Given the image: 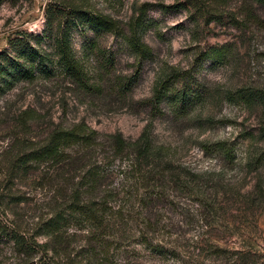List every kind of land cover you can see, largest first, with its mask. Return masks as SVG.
<instances>
[{
  "label": "rangeland",
  "instance_id": "rangeland-1",
  "mask_svg": "<svg viewBox=\"0 0 264 264\" xmlns=\"http://www.w3.org/2000/svg\"><path fill=\"white\" fill-rule=\"evenodd\" d=\"M73 1L111 20L114 31L95 33L63 21L83 66L81 82L55 69L0 94V264H82L83 230L76 221L59 231L65 252L36 253L32 243L52 245L40 235L43 224L66 212L78 170L95 162L108 163L113 174L107 184L121 192L122 219L113 229L135 237L111 247L102 263L224 264L213 255L217 248L264 264V167L249 165L264 149V108L228 99L238 90H264V6L254 0ZM50 2L0 0V52L26 32L44 37L39 48L56 63L55 30L45 28ZM134 29L150 50L146 58L128 44ZM220 46H228L224 61L201 60L200 54ZM162 82L167 93L156 104L153 91ZM78 125L99 136L93 150L74 155L79 163L62 171L18 165L53 132ZM141 135L159 153L122 177L128 161L112 156L107 137L134 143ZM220 141L234 148L233 163L201 147ZM217 183L229 187L223 191ZM147 197L149 206L142 201ZM11 233L24 236L33 251L15 247ZM143 235L152 245L176 248L180 260L153 254L140 242ZM194 246L203 249L198 258Z\"/></svg>",
  "mask_w": 264,
  "mask_h": 264
},
{
  "label": "trees",
  "instance_id": "trees-1",
  "mask_svg": "<svg viewBox=\"0 0 264 264\" xmlns=\"http://www.w3.org/2000/svg\"><path fill=\"white\" fill-rule=\"evenodd\" d=\"M72 1L51 0L45 9V28L48 31H51L52 28L55 30L56 63H53L49 55L43 53L39 48V44L44 38L43 36L33 37L26 32H20L8 41L9 51L0 52V94L13 88L19 82L33 81L37 76L48 77L53 75L55 69L66 73L75 81L81 82L84 77L83 66L76 60L69 47L67 30L62 29L63 21L66 23L69 20L78 21L87 25L95 33L113 32L114 23L106 17L84 10L82 6L76 5ZM220 1L223 2L225 0ZM254 1L264 6V0ZM43 32L46 35V31L43 30ZM47 34L48 37H52L49 33ZM31 41L35 42L34 45L31 44ZM128 44L140 58H146L150 55L149 48L142 43L135 29L128 38ZM227 51L228 46L210 48L200 54L201 60L209 61L212 64L224 61L227 58ZM166 91L165 82L155 86L153 101L159 104L166 96ZM178 99L181 104L184 102L183 98H175V101H178ZM228 99L264 108V90L242 89L230 95ZM98 137L95 131L89 130L84 125H78L69 130L55 131L42 146L22 154L18 159V165L23 168L31 164L35 166L44 164L53 169L55 168L57 171H62V169L72 166L75 162L79 163V159L74 158V155L81 151L89 152L93 150L98 145ZM261 137L264 139V132ZM107 140L111 144L112 156L115 159L118 157L128 161L122 170L123 172H120L122 177V174L125 175V178L135 167L140 170L143 161L159 153L158 151H153L151 142L146 135H141L139 140L134 143L126 142L120 136H108ZM201 147L206 154L220 156L225 162L233 163L236 160L234 148L227 142L220 141L213 144H203ZM134 154L136 155L132 158ZM249 165L255 169L264 167V149L250 160ZM77 174L72 201L66 208L67 213L63 212L66 215L56 213L43 224V230L40 232V235L50 238L52 245L47 243L37 244L36 242L32 244L40 249V252L36 253L46 255L51 251L54 255H59L65 252L66 244L64 245L59 231L64 223L76 221L81 225L79 230H83V244L79 248L82 264H104L102 261L107 257L111 247L129 243L135 237L133 234H122L119 236L118 232L113 229L117 222L122 219V208L117 205V199L121 192L120 190L112 189L107 184L109 176L113 174L108 163L95 162L79 169ZM216 186H222L223 191L229 187L228 184L222 183H217ZM82 196L86 197L85 202L81 200ZM142 201H149V204L145 203L147 206L151 203L149 197L143 198ZM8 235L14 246L24 249L27 255L33 251V246L27 242L24 236L15 233ZM140 239V242L153 254L165 257L168 260H180L181 253L176 248H166L157 244L152 245L146 235L141 236ZM195 244L198 245L200 242L196 241ZM194 250L197 251L196 258L203 251L202 248L195 246L192 247V251ZM214 254L222 257L224 264H252L254 261L251 254L243 252L236 251L231 253L215 248ZM193 262L197 261L193 260ZM25 264H28V262ZM36 264L45 263H42L41 259H39ZM200 264H203V262H200Z\"/></svg>",
  "mask_w": 264,
  "mask_h": 264
}]
</instances>
